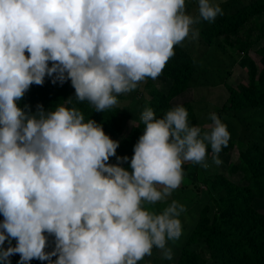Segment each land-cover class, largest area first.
Masks as SVG:
<instances>
[{"label":"clouds","instance_id":"1","mask_svg":"<svg viewBox=\"0 0 264 264\" xmlns=\"http://www.w3.org/2000/svg\"><path fill=\"white\" fill-rule=\"evenodd\" d=\"M222 2L0 0V264H16L18 256V264H138L154 249L160 253L155 264L178 263L167 245L182 236L180 217L190 208L174 195L183 189L192 198L181 186L183 165L243 185L229 163L225 173H205L210 163H223L219 154L230 140L226 123L240 131L243 115L219 118L213 111L222 99L198 109L199 126H192L183 106L162 118L146 107L129 171L121 166L129 157L116 156L119 142L95 120L85 121L81 109L68 107L71 97L47 112L38 104L33 113L18 102L45 77L61 86L70 80L76 102L87 101L96 112L116 107L119 96L147 80L160 88L174 46L196 39L202 21L222 16ZM209 79L197 92L210 88ZM205 116L209 124L200 122ZM228 175H240L238 182Z\"/></svg>","mask_w":264,"mask_h":264},{"label":"trees","instance_id":"2","mask_svg":"<svg viewBox=\"0 0 264 264\" xmlns=\"http://www.w3.org/2000/svg\"><path fill=\"white\" fill-rule=\"evenodd\" d=\"M221 8L222 16L218 15L211 23L202 21L195 26L199 30L196 39H186L181 45L174 46L175 55L160 75L163 83L160 88L147 80L137 90L118 97L119 103L127 101V113L122 114L118 105L96 112L87 101L76 102L70 80L61 86L59 82L53 84L50 77H45L42 86L31 85L18 102L21 108L28 105L33 113L38 104L47 112L54 111L71 97L73 101L68 107L81 109L85 121L95 120L103 126L106 135L119 142L116 156L129 157V163L121 166L131 171L133 147L143 134L142 111L151 107L157 118H162L167 111L183 106L188 112L189 124L199 126V110L192 101L179 105L175 101L191 86L199 87L202 75L215 77V73L221 72L212 65L220 63L214 60L218 57L217 48L225 52L227 56L224 58L229 61L237 57L236 52L243 57L242 81L228 84L225 79L231 76L232 70L227 71L224 79L221 76L226 101L213 112L219 118L228 113L243 115L240 117L243 121L240 131L231 122L226 123L230 140L219 156L230 164L231 173L242 174L244 184L236 185L222 176L208 177L194 164L183 165L185 177L181 186L191 192L192 198L188 199L183 189L174 192L175 199L190 208L180 217L182 236L168 241L167 245L170 244L179 255L177 264H264V213L261 208L264 207V0H250L247 4L235 6L230 0H223ZM187 11L198 14L197 9L187 7ZM126 119L134 123L129 130L125 126ZM249 130L251 137L246 134ZM234 149L238 152L237 164L231 162L230 154ZM208 153V161H211L210 146ZM109 163L117 164L116 157H110ZM201 185L207 189L201 191ZM151 207L161 211V205ZM15 243L13 240L12 246ZM53 248L54 237H49L46 250ZM19 259L18 256L16 264ZM30 264L47 262L33 260Z\"/></svg>","mask_w":264,"mask_h":264},{"label":"rangeland","instance_id":"3","mask_svg":"<svg viewBox=\"0 0 264 264\" xmlns=\"http://www.w3.org/2000/svg\"><path fill=\"white\" fill-rule=\"evenodd\" d=\"M236 3L238 5L242 4L241 0H236ZM235 6V5H233ZM217 45V44H216ZM215 45V46H216ZM217 47V46H216ZM218 50L215 51V53H217L218 57L214 60L219 61L220 63H214L212 64L214 67H216V70L218 68V70H221L220 73H215V77L214 78H210L206 75H202L201 76V81L202 80H208L209 79V83H206L207 86H209L210 88L199 91L195 89L194 86H191L190 90L187 91L186 93H184L183 95L179 96L177 98V100L175 101V104H182L183 102H190L192 101V105L196 108V109H200V108H211L213 106H218L221 105L222 99L225 96V92L223 90V88H221V85H218L222 80H221V76L223 77V79L226 76L227 71H231V76L225 80H227L228 82L234 83L236 81H242L243 79V57H241L240 55H238V52H236V58L232 57L231 61H229L228 59L224 58L225 56H227L225 54L224 51H222L221 49L217 48ZM235 53V52H234ZM253 58H256L254 54H252ZM242 63V64H241ZM218 64V66H217ZM201 73H198L197 75H199ZM53 78L51 77V80ZM224 80V81H225ZM201 81H198V85H202L203 83ZM156 83V81H155ZM213 85V86H212ZM205 97V99H204ZM203 98V99H202ZM174 104V105H175ZM118 106L121 107L122 110V114L127 113L126 112V107H127V101H122L118 104ZM210 106V107H209ZM227 116H229V114H227ZM200 122H202V124H209L208 122V116L202 117L200 118ZM133 124L130 123V121L128 119L125 120V126L126 128L129 130V128L132 126ZM250 130L246 132L248 137H251L250 134ZM231 162L233 164H237L238 160V152L236 149H234L233 151H231ZM219 158L222 160V164L220 166H216L212 163H210V167L208 169H205V173L208 175H215V174H220V173H225L226 172V168L228 166V163L224 160L223 157ZM229 178L233 181V182H238V175H228ZM260 205V204H259ZM264 213V207H261ZM259 209V206H258ZM172 251H173V255H176L174 249L169 246ZM203 258H205V255L203 254ZM160 260V253L158 250L154 249L153 250V255L151 257H146L144 261H140L138 262V264H155L156 262H158Z\"/></svg>","mask_w":264,"mask_h":264}]
</instances>
